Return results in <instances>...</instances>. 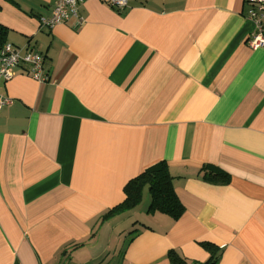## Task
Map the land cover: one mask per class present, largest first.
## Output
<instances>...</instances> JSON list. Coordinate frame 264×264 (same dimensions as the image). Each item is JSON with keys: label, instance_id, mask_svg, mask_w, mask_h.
<instances>
[{"label": "crops", "instance_id": "0c3cea01", "mask_svg": "<svg viewBox=\"0 0 264 264\" xmlns=\"http://www.w3.org/2000/svg\"><path fill=\"white\" fill-rule=\"evenodd\" d=\"M53 8L0 0L7 42L50 75L20 65L0 80L13 101L0 111V264H169L171 249L202 264V241L219 264H264V46L248 45L246 0H87L82 22L42 26ZM162 160L179 219L148 211L145 189L100 220ZM205 165L230 180L206 181Z\"/></svg>", "mask_w": 264, "mask_h": 264}, {"label": "trees", "instance_id": "16d2710c", "mask_svg": "<svg viewBox=\"0 0 264 264\" xmlns=\"http://www.w3.org/2000/svg\"><path fill=\"white\" fill-rule=\"evenodd\" d=\"M7 36L8 28L0 24V49L7 42ZM202 171L204 172V178L209 182L225 183L230 180V175L216 166L205 165L202 167ZM173 181L174 176L165 160L151 165L126 183L124 186V199L106 211L100 217V220L105 221L115 214L137 207L143 200L146 188L150 195L148 211H160L169 214L175 220L179 219L185 211V206L175 191ZM84 244L85 242L77 243L74 248ZM200 244L210 254L209 258L202 264H219L220 248L210 241H202ZM168 261L169 264H191L186 257L175 249L169 250Z\"/></svg>", "mask_w": 264, "mask_h": 264}, {"label": "built area", "instance_id": "2783aa9c", "mask_svg": "<svg viewBox=\"0 0 264 264\" xmlns=\"http://www.w3.org/2000/svg\"><path fill=\"white\" fill-rule=\"evenodd\" d=\"M87 0H54V8L50 17L42 18L41 25L53 27L68 22L74 18L82 22L80 6ZM111 6L123 9L128 6L129 0H103ZM249 4L247 17L255 24V30L248 37V45L252 48L264 46V0H246ZM25 65L28 73L37 81L50 80V75L44 68V56L30 49L6 42L0 49V80H9L17 66ZM13 101L0 95V111Z\"/></svg>", "mask_w": 264, "mask_h": 264}, {"label": "rangeland", "instance_id": "374dc122", "mask_svg": "<svg viewBox=\"0 0 264 264\" xmlns=\"http://www.w3.org/2000/svg\"><path fill=\"white\" fill-rule=\"evenodd\" d=\"M146 191H147V188H146ZM149 204H150V202H149ZM148 207H149V205H148Z\"/></svg>", "mask_w": 264, "mask_h": 264}]
</instances>
